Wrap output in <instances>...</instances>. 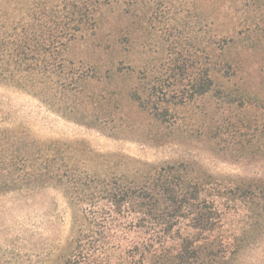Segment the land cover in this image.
Instances as JSON below:
<instances>
[{
  "label": "rangeland",
  "instance_id": "374dc122",
  "mask_svg": "<svg viewBox=\"0 0 264 264\" xmlns=\"http://www.w3.org/2000/svg\"><path fill=\"white\" fill-rule=\"evenodd\" d=\"M96 16L65 51L84 75L78 90L90 98L74 114L87 123L0 83V264H64L76 239L120 264L144 238L125 214L121 226H82L63 186L28 188L19 150L31 139L76 146L111 182L173 166L175 182L200 187L213 232L182 219L166 247L190 242L186 264H264V0H109ZM205 75L211 88L198 94ZM7 161L15 181L3 190Z\"/></svg>",
  "mask_w": 264,
  "mask_h": 264
},
{
  "label": "trees",
  "instance_id": "16d2710c",
  "mask_svg": "<svg viewBox=\"0 0 264 264\" xmlns=\"http://www.w3.org/2000/svg\"><path fill=\"white\" fill-rule=\"evenodd\" d=\"M3 1L8 6L0 16V83L32 95L63 116L87 123L76 116L90 98L81 96L78 90L84 75L72 67L65 51L78 33L95 27L99 8L109 0ZM211 85L212 80L205 75L194 90L204 94ZM158 117L164 118L160 113ZM64 143L31 139L20 148L27 171L25 185L63 186L70 193V200L80 207L78 221L82 226L103 229L109 228L107 225L121 226L127 220L125 215H130V227L141 230L144 238L130 247L137 253L132 251L131 258L120 264H186L189 247L192 249L190 242L177 252L166 247L171 229L182 219L193 221L191 228L204 233L206 239L211 236L214 217L211 206L206 210L198 203L200 187L196 183L192 186L182 176L174 181L173 166L155 169L143 182L139 179L111 182L107 175L90 173L85 158L75 157L77 147ZM6 164L3 190L11 188L7 186L9 181H15L10 170L15 163ZM187 239V235L182 237L183 241ZM96 251L95 245L76 239L73 255L64 264H102L95 256ZM201 252L196 250L195 257ZM205 255L209 259L208 252Z\"/></svg>",
  "mask_w": 264,
  "mask_h": 264
}]
</instances>
